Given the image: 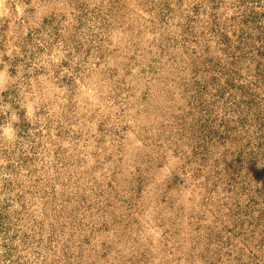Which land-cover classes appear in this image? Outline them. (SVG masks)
I'll return each instance as SVG.
<instances>
[{
  "label": "rangeland",
  "instance_id": "1",
  "mask_svg": "<svg viewBox=\"0 0 264 264\" xmlns=\"http://www.w3.org/2000/svg\"><path fill=\"white\" fill-rule=\"evenodd\" d=\"M211 4L0 0V188L12 173L20 186L5 196L22 197L0 205V258L10 251L13 264L256 263L252 253L261 251L235 205L249 207L248 178L253 190L264 179V128L257 134L249 124L264 114V54L259 40L236 39V3L222 0V27L243 46L233 62L208 30ZM214 85L234 87L219 94ZM225 121H238L235 145L248 135L245 151L258 160L234 184L220 181L237 171L221 170L234 143L220 134ZM254 196L264 207V195ZM21 206L28 215L16 213ZM34 217L56 234L41 256Z\"/></svg>",
  "mask_w": 264,
  "mask_h": 264
},
{
  "label": "trees",
  "instance_id": "2",
  "mask_svg": "<svg viewBox=\"0 0 264 264\" xmlns=\"http://www.w3.org/2000/svg\"><path fill=\"white\" fill-rule=\"evenodd\" d=\"M219 1H222V0H212L210 14H209L208 30L210 32H213L214 35H217L219 37L218 40L221 42L223 51L226 53V55L233 58L232 60L233 62H236L240 60L239 54H241V53H237V51L242 50L241 48L243 46H240L238 42H237L238 44L236 43V45H232L230 43L229 37L226 34V31H224L223 29V27H226V26L224 25L223 21H221V19L219 18L218 11L216 10L219 6ZM233 3H236L234 5L235 6L234 13L236 14L233 13V15L231 16V19H234L237 27L238 28L241 27V30H242V32L236 36V39L242 40L244 41V43L249 42L250 40H253V41L259 40L260 42L259 46L262 48V50L260 51L258 49V51L261 54L262 53L264 54V0H233ZM198 6H201V4L195 6L196 11L198 9ZM244 25H248V28L245 27ZM245 53L248 54L249 52H245ZM214 86H215L216 91H219V94H223V91H229L228 89H231V87H234V86H227V87L219 86L217 89L216 85ZM238 87L242 89L241 91H250L249 87L245 83L238 84ZM214 95L216 97V94ZM239 104L240 103H238V105ZM249 111H252V110L249 108L246 114H248ZM245 118H246V115H243L240 118L239 122L242 123L246 121L247 119ZM263 118H264L263 112L258 111L255 114V116L251 119V122L249 123L250 125H253L254 127H256L255 129H256L257 134L261 126L264 128ZM237 122L228 123L227 121H225L224 123L225 126L222 127L221 132H220L222 137L224 138L231 137V139L233 138L232 140L234 142L232 143V150L224 151V153L226 155L228 154L231 159L224 160L221 170L226 172L230 167L231 168L237 167V171H233L229 173V177H225L224 179L222 177L220 178L221 179L220 181L222 183H230L233 180V184H234L237 180L240 181L241 178H243L244 180L247 175L252 174V171L255 170L254 165L258 163V160L252 155L253 151L252 152L245 151V147L247 146V143L250 142V139H248V142H247V138L249 137L248 135L243 134L244 132L243 130L241 134H243L244 136L243 135L241 136H243V138L245 139L244 144H242V146L235 145L236 142H240V139H238L240 134L238 136L236 135L237 131L240 129L238 128ZM194 147H195L194 149L195 153H198L200 152V150H202V144H197V146H194ZM247 154H249L248 157L246 156ZM222 158H224V156H222ZM16 167L18 168V166ZM12 170H14L15 173L18 172V169L15 170V168H13ZM2 173H3L2 170H0V175ZM3 178H4L3 179L4 182L2 183V187L0 188V205H2V208L4 207L8 208L12 204L11 202L15 198V196L17 200H20L22 197L20 196V194L12 195V197L10 194L5 196V193L13 191L15 190V188H18L20 186V182L16 176L14 177L12 176V173H6ZM249 180L250 179L248 178L247 183L244 185V187H246V193L249 195L247 199L249 202L248 203L249 207L244 206V208H242L236 205L235 207L239 208V212L237 214H239L240 216H243V220H241L240 223L246 220L248 221L249 237L253 239V241L255 242V245H257V247L261 251L260 254L253 251L252 259L255 260L254 261L256 262L255 264L257 263L264 264V207H256L255 203L257 202V199L254 196L256 195V193L259 195H264V179L262 180V185H257L255 190L250 188ZM60 208H63V205L60 206ZM20 211H17L16 213L21 214L23 211L24 213H26V215L29 214L28 208L27 207L25 208V206H21ZM46 212L48 213L49 211H46ZM35 219L36 218L34 217L33 220H30L31 224L29 225V227L32 230L33 241H36L39 248H41V249H38V252L36 255L41 256L43 255V251L46 245H49L51 241L56 238V234H54L55 229H52V224H50V227H51V229H49L50 233L48 235L45 234V231H44L45 228H43L44 226L40 225L42 222L37 221ZM50 223H53V222H50ZM258 226L260 227V229L258 231V234L255 235L256 234L255 231ZM2 228H3L2 212H0V231L2 230ZM249 237L247 239L246 244H249L248 242V240L250 239ZM56 244L58 243L56 242ZM9 248L10 247H8V250ZM54 248L57 249V245ZM62 248H66L67 250H69L68 252L71 254L74 252V249H72L69 246V240H66L65 243H62ZM9 252L8 253L4 252L3 257L0 258V264H13L14 262L13 260H7L8 258H10V255H11ZM42 259H44V257L37 258V261L35 260L33 262H30V264H38L39 261H41ZM61 260L62 259L57 258V263L61 264L60 263ZM15 262L16 264L20 263L18 259H15ZM228 263L233 264L231 260L228 261Z\"/></svg>",
  "mask_w": 264,
  "mask_h": 264
}]
</instances>
